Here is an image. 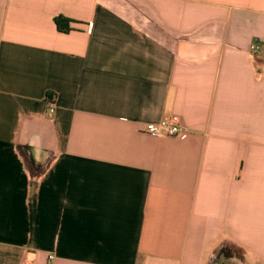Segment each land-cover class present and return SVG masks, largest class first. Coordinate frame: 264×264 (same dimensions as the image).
<instances>
[{
  "label": "crops",
  "instance_id": "obj_1",
  "mask_svg": "<svg viewBox=\"0 0 264 264\" xmlns=\"http://www.w3.org/2000/svg\"><path fill=\"white\" fill-rule=\"evenodd\" d=\"M0 264H264V0H0Z\"/></svg>",
  "mask_w": 264,
  "mask_h": 264
},
{
  "label": "trees",
  "instance_id": "obj_2",
  "mask_svg": "<svg viewBox=\"0 0 264 264\" xmlns=\"http://www.w3.org/2000/svg\"><path fill=\"white\" fill-rule=\"evenodd\" d=\"M73 20L66 18L62 15H58L54 18V24L56 26V29L61 33H67L71 30L70 23H72ZM47 95V94H46ZM18 151L20 155L22 156L26 167L32 176H39L43 173L44 167L36 163V161L33 159L32 154L30 153V148L26 144H18ZM231 247L229 246H222L218 249L216 252V257L218 256H229L230 254H234L233 251L230 250Z\"/></svg>",
  "mask_w": 264,
  "mask_h": 264
},
{
  "label": "built area",
  "instance_id": "obj_3",
  "mask_svg": "<svg viewBox=\"0 0 264 264\" xmlns=\"http://www.w3.org/2000/svg\"><path fill=\"white\" fill-rule=\"evenodd\" d=\"M249 48L250 50L257 52L259 46L257 44H251ZM143 131L154 137L180 138L186 131V128L178 116L171 115L167 118L160 119L157 122L146 123ZM48 258L51 259V256H48Z\"/></svg>",
  "mask_w": 264,
  "mask_h": 264
},
{
  "label": "rangeland",
  "instance_id": "obj_4",
  "mask_svg": "<svg viewBox=\"0 0 264 264\" xmlns=\"http://www.w3.org/2000/svg\"><path fill=\"white\" fill-rule=\"evenodd\" d=\"M230 250L233 251L234 253H237L238 254V249L237 248L231 247Z\"/></svg>",
  "mask_w": 264,
  "mask_h": 264
}]
</instances>
